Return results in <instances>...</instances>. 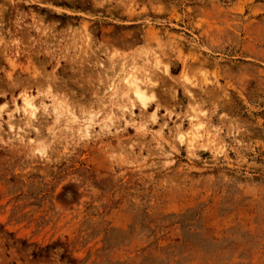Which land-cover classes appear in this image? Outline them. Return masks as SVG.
Masks as SVG:
<instances>
[{"label":"rangeland","instance_id":"obj_1","mask_svg":"<svg viewBox=\"0 0 264 264\" xmlns=\"http://www.w3.org/2000/svg\"><path fill=\"white\" fill-rule=\"evenodd\" d=\"M0 264H264V0H0Z\"/></svg>","mask_w":264,"mask_h":264},{"label":"bare ground","instance_id":"obj_2","mask_svg":"<svg viewBox=\"0 0 264 264\" xmlns=\"http://www.w3.org/2000/svg\"><path fill=\"white\" fill-rule=\"evenodd\" d=\"M139 81H140L139 78H137L134 75H131V76L127 77L126 84L128 87H131L132 89H134V93H135L134 95H136V98L142 103L141 105L146 106V95H145V93H146L149 85L147 83H142ZM24 109L27 111L29 110L30 117L32 119L36 118L37 108L30 101H27L26 99L24 101Z\"/></svg>","mask_w":264,"mask_h":264}]
</instances>
